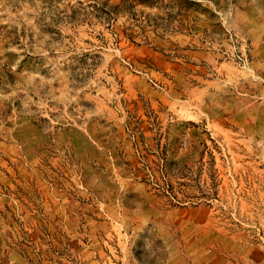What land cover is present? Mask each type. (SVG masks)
Wrapping results in <instances>:
<instances>
[{"label":"rangeland","instance_id":"obj_1","mask_svg":"<svg viewBox=\"0 0 264 264\" xmlns=\"http://www.w3.org/2000/svg\"><path fill=\"white\" fill-rule=\"evenodd\" d=\"M0 0V264H264V0Z\"/></svg>","mask_w":264,"mask_h":264},{"label":"crops","instance_id":"obj_2","mask_svg":"<svg viewBox=\"0 0 264 264\" xmlns=\"http://www.w3.org/2000/svg\"><path fill=\"white\" fill-rule=\"evenodd\" d=\"M254 4V1L253 0H250L249 2H248V6H251V5H253ZM261 26H262V28H263V31H262V33L260 34V36H259V40H260V42L262 43V44H264V19H263V23L261 24Z\"/></svg>","mask_w":264,"mask_h":264}]
</instances>
